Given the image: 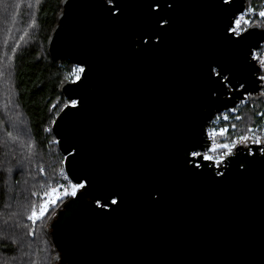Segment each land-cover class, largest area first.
Instances as JSON below:
<instances>
[{
    "label": "water",
    "instance_id": "water-1",
    "mask_svg": "<svg viewBox=\"0 0 264 264\" xmlns=\"http://www.w3.org/2000/svg\"><path fill=\"white\" fill-rule=\"evenodd\" d=\"M246 9L63 0L48 51L84 71L52 131L84 187L50 220L58 264H264V147L203 158L213 116L264 89V25L233 30Z\"/></svg>",
    "mask_w": 264,
    "mask_h": 264
},
{
    "label": "trees",
    "instance_id": "trees-1",
    "mask_svg": "<svg viewBox=\"0 0 264 264\" xmlns=\"http://www.w3.org/2000/svg\"><path fill=\"white\" fill-rule=\"evenodd\" d=\"M63 0H0V264H58L59 256L47 229L58 208L39 219L46 195L73 183L64 168L52 126L70 100L60 88L72 81L74 65L55 61L48 42L62 11ZM264 0H247L249 25H264ZM264 45L256 53L260 63ZM264 74V73H263ZM264 76V75H263ZM264 89L248 97L235 134L246 136L264 116Z\"/></svg>",
    "mask_w": 264,
    "mask_h": 264
},
{
    "label": "built area",
    "instance_id": "built-area-1",
    "mask_svg": "<svg viewBox=\"0 0 264 264\" xmlns=\"http://www.w3.org/2000/svg\"><path fill=\"white\" fill-rule=\"evenodd\" d=\"M246 11L239 15L243 17L246 15ZM234 23L233 30L237 32V20ZM75 70L83 68L81 66L74 65ZM78 73V78L81 76ZM77 78V79H78ZM247 100L239 102L235 107L223 110L213 116L208 123L206 134L209 141L208 147L203 153V158L213 162V164L219 168L224 166L225 161L236 153L237 146H241L249 154H254L255 147H260L259 151H263L264 141L258 140L249 136H237L233 127L234 123L239 120L240 108ZM223 145H228L225 148ZM215 149V150H213ZM198 152H193L191 156L197 158ZM208 157H211L210 159ZM198 165V163H196Z\"/></svg>",
    "mask_w": 264,
    "mask_h": 264
},
{
    "label": "rangeland",
    "instance_id": "rangeland-1",
    "mask_svg": "<svg viewBox=\"0 0 264 264\" xmlns=\"http://www.w3.org/2000/svg\"><path fill=\"white\" fill-rule=\"evenodd\" d=\"M264 12V11H263ZM247 14L248 13H246V15L245 16H243V17H239L237 20L238 21H240V26H239V29L237 30V32L238 33H241V32H239L240 31V29H241V26L242 25H249L250 24V22H249V19H248V17H247ZM241 18H243V19H241ZM264 45V44H263ZM262 47V46H261ZM261 49V48H260ZM259 49V50H260ZM258 50V51H259ZM257 51V52H258ZM256 52V53H257ZM256 53H255V55H256ZM260 65H261V67H262V71H263V73H264V54L260 57V63H259ZM262 75H264V74H262ZM78 78V75L76 74V70H75V68L73 67L72 68V79L73 80H76ZM263 79H264V76H263ZM72 80V81H73ZM263 91V90H262ZM262 91H261V93H262ZM260 93V94H261ZM260 94H258V95H256V96H259ZM250 97H254V96H250ZM247 100V99H246ZM247 102V101H246ZM246 104V103H245ZM245 104H243L242 106H241V108H240V112H239V120H237L235 123H234V125H233V127H234V129H235V131H236V125H237V123L238 122H240V120H241V109H242V107L245 105ZM260 115V117H263L264 116V109L261 111V113L259 114ZM237 136H242V135H237ZM246 136H249V137H252V138H255V139H258V140H263L264 141V121H263V123L262 124H260V125H256L255 127H251L250 128V130H249V133L246 135ZM72 185H74V184H72ZM72 185L70 186V187H67V186H60V187H57V188H53V189H51V191L46 195V199H45V203H44V206L45 205H47V208H46V210H45V213L48 211V209L51 207V206H53V205H55V204H57L61 199H63L65 196H67V195H70V196H73V195H71V192H72ZM79 188L80 187H78L77 189H76V192L79 190ZM43 206V207H44ZM44 213V214H45Z\"/></svg>",
    "mask_w": 264,
    "mask_h": 264
},
{
    "label": "snow or ice",
    "instance_id": "snow-or-ice-1",
    "mask_svg": "<svg viewBox=\"0 0 264 264\" xmlns=\"http://www.w3.org/2000/svg\"><path fill=\"white\" fill-rule=\"evenodd\" d=\"M260 15H261V16H264V12H261ZM241 19H243V18H241ZM239 26H240V21H237V27H239ZM83 71H84L83 68H78V69L76 70V74L78 75V73L83 72ZM75 103H76V102H73V106H75ZM223 147L227 148V147H229V146H228V145H223ZM213 150H215V149H213ZM208 158L210 159L211 157H208ZM78 187H81V188H82V187H84V185H83V184H79V185L74 184V185H72V192H71V195H73V196L76 195V189H77ZM112 203H116V201L113 200ZM46 208H47V205H45V206L40 210L39 214H37L35 211H33V214H32V216L29 217V219H33V220L39 219L41 216L44 215Z\"/></svg>",
    "mask_w": 264,
    "mask_h": 264
},
{
    "label": "flooded vegetation",
    "instance_id": "flooded-vegetation-1",
    "mask_svg": "<svg viewBox=\"0 0 264 264\" xmlns=\"http://www.w3.org/2000/svg\"><path fill=\"white\" fill-rule=\"evenodd\" d=\"M262 74H263V71H261V76H262V78H263V75H262Z\"/></svg>",
    "mask_w": 264,
    "mask_h": 264
}]
</instances>
